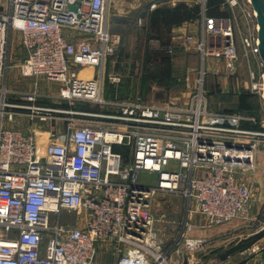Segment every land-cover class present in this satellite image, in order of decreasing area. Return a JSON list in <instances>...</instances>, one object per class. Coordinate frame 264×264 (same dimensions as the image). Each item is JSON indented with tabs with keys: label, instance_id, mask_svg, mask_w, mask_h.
Returning <instances> with one entry per match:
<instances>
[{
	"label": "built area",
	"instance_id": "1",
	"mask_svg": "<svg viewBox=\"0 0 264 264\" xmlns=\"http://www.w3.org/2000/svg\"><path fill=\"white\" fill-rule=\"evenodd\" d=\"M200 1L199 37L181 25L171 29L201 61L196 89L184 103L149 104L139 98L107 103L116 112L92 122L68 119L63 134L48 132L40 151L35 137L5 128L3 121L12 120L9 109L28 110L40 121L46 116L33 106L9 104L6 88L0 87V264H168L170 254L201 248L200 239L180 242L192 214L201 216L203 225L190 227L201 228L255 219L252 179L264 132L243 127L256 124L252 116L210 110L203 88L209 69L221 67L227 78L237 72V13L250 24L239 40L243 56L248 64L250 55L258 56L255 12L249 0H220L227 15L209 17L208 0ZM110 3L0 2V78L17 34L24 53L17 66L21 77L57 83L58 98L67 103L106 104L103 66L118 42L109 27ZM259 66L257 75L248 69L249 91L264 100L261 61ZM76 67L94 68L97 76H80ZM24 99L32 102L34 94ZM117 147L127 150L126 157ZM141 172L156 174V185L139 183ZM160 194L182 198L186 216L178 237L163 251L150 207V198ZM104 256L114 258L100 259Z\"/></svg>",
	"mask_w": 264,
	"mask_h": 264
},
{
	"label": "rangeland",
	"instance_id": "2",
	"mask_svg": "<svg viewBox=\"0 0 264 264\" xmlns=\"http://www.w3.org/2000/svg\"><path fill=\"white\" fill-rule=\"evenodd\" d=\"M144 1L113 0V3L109 6V14L115 16L135 14L141 5L144 4ZM0 2L2 5H5V0ZM177 4L179 3L176 2L175 5ZM190 4L199 5L201 9L200 0H191ZM160 5H164L163 7H173L170 2ZM223 9L226 10V8ZM141 21H139V24L137 23L136 28L129 29L124 38L114 32L119 37L116 49L105 59L103 66V81L105 79H107V82L111 80V84H107L110 101L121 103L139 98L149 104L184 103L197 86L201 62L199 55L194 51H187L184 48V37L171 33L172 39L169 50L167 48L162 50L165 55H168V61L163 63L149 61L145 63L144 52L147 49L152 51V49L149 43L147 45L146 37L144 38V23ZM133 30L137 31L131 32ZM190 32L192 35L194 34L193 36H196L195 30L191 29ZM11 42L13 45H19V36L13 34ZM216 69H219L216 75L206 72L203 79L205 96L211 110L231 112L243 116L250 113L249 108H255L258 105V101H255L250 96L248 98L243 97V91H245V85L248 81L246 74L237 67L235 75L227 78L222 73L221 67ZM157 70H160L162 74L160 83L151 82L149 79L150 74L156 73ZM94 76H97V70ZM221 77L228 79V91L226 94L220 90L219 80H221ZM242 105H245V107H242ZM99 106L89 104V108L93 111ZM262 125H264L263 122ZM116 151L122 154L123 157H126V149L117 147ZM170 168L174 169L175 166L171 164ZM138 181L143 185L155 186L157 176L156 174L141 172L138 175ZM150 207L152 218L154 219L153 232L156 233V239L159 241L161 251H163L174 243L184 226L186 221L184 202L178 196L160 194L150 198ZM66 215V213H63L62 217L65 218ZM253 215L255 219L235 220L220 227L201 228L200 226L190 227V224L191 226L194 224L203 225L201 216L192 214L190 220H187L189 226H186L185 235L180 242L184 244L185 240L196 239L202 241L200 244L201 248H198L199 250L190 251L192 254L190 260L193 264H235L236 259L239 258V252L221 262L210 261V259L225 248L233 246L240 239L248 237L264 226V208L255 211ZM225 243L227 244L226 246L219 248L220 245ZM255 245L258 246V249H263L264 236ZM251 248L252 246L240 251V253L250 251ZM184 253L182 252L179 256L170 254L167 259L168 264H176L178 260L182 261ZM112 258L114 257L104 256L100 259L111 260Z\"/></svg>",
	"mask_w": 264,
	"mask_h": 264
},
{
	"label": "crops",
	"instance_id": "3",
	"mask_svg": "<svg viewBox=\"0 0 264 264\" xmlns=\"http://www.w3.org/2000/svg\"><path fill=\"white\" fill-rule=\"evenodd\" d=\"M148 1L149 0H145L143 2L144 4L142 3L143 5H141L140 9L137 10L135 14L131 13V15L127 14V15L119 16L121 18H125L124 19L125 22L118 24L119 27L125 30V33L124 32L117 33L118 35H120V37L124 38V35L126 34V32L129 31V29H131V26L134 23V17L143 10L144 6L147 4ZM111 3H113V0H111ZM187 5L190 6L191 4H187ZM163 6L164 5L159 4L155 8L163 7ZM211 10H214V8H211ZM226 15H227V11L222 8L220 1L218 7V13L215 15H210V16L208 15V16L213 17V16H226ZM110 16L111 14H109V17ZM141 20H142L141 22L144 23L143 31H144V38L146 37L145 40L147 41V45L149 43L151 45L152 50H158L159 49L158 41L151 40L148 37L149 20L147 21V19L145 18ZM236 21H237V28L235 30V36L237 39L236 43L239 52L238 69L240 68L241 71L246 74V78L248 79L245 85V91H243V93L250 95L252 98L255 99V101H258V105L254 108L255 109L254 112L244 114L245 116L254 117L256 119L257 125L246 123L243 125V127L247 129H257L258 131L264 132V125H262V122L264 123L263 120L264 100L261 99L258 95L251 93L249 91L250 81L248 78V69L253 71L256 75L262 70V68H260L259 66L260 59L259 56L250 55L249 56L250 61L248 64L247 60L244 58L239 40L241 36H244L247 33H249L250 24L239 13H237L236 15ZM181 26L188 28L190 34H191L190 32L191 29L195 30L194 33L196 34L197 37H199L200 21L198 20V18L194 21L184 22L181 24ZM109 27H110V22H109ZM136 31L133 30L131 32H136ZM112 32L114 33V31ZM70 40L75 41L74 38H70ZM211 41H212L211 39H208V42ZM23 57H24V53L20 48V46L18 44L13 45L11 42L9 46V68L7 69V72L4 75V79L0 80V87L4 86L6 88L7 90L6 100L9 104L36 107L40 109L39 110L40 115L46 116V120L40 121L39 117L32 118L28 110L9 109L8 111H12L14 115L11 121L4 120L3 126L5 128L17 129L25 134H29L35 137L37 144L39 146L38 149L40 151L48 140V132L50 130H54L58 133V135L63 134L66 129L65 127L67 125L68 119L71 118L78 119L83 123L92 122L95 120H99V118H96L95 116L99 117L100 115L113 114L114 112H116V108L110 105L113 102L110 101L107 92V84H111V80L108 82L107 79H105V81H102V99L106 104L99 106L98 108H95L93 111L89 108L90 103H84V102L67 103L61 101L58 98V93H57L58 84L55 82L47 81L43 78L32 79V78L21 77L18 72L17 66L19 65ZM74 69L77 72V74L80 76L93 77L96 71V69L94 68H88L84 70L76 67ZM209 72L211 73V75H216L218 73V71H214V72L208 71V73ZM219 83H220L219 84L220 90H222V93L226 94L228 91L227 89L228 79H226L225 77L224 78L221 77ZM32 94H34V101L27 102L24 99V97L26 95H32ZM209 109L211 110L210 105H209ZM212 111L224 112L217 110H212ZM226 113H231V112H226ZM252 181L254 183L253 185L255 186L254 194L252 197V201H253L252 211L253 213H255V211L264 208V143L263 142H260L255 155V172L253 174ZM243 253L244 252L238 253L239 258H237L236 261L234 260L236 262L235 264H264V248L259 249L257 252L249 253L247 255H242ZM111 260H113V258Z\"/></svg>",
	"mask_w": 264,
	"mask_h": 264
},
{
	"label": "trees",
	"instance_id": "4",
	"mask_svg": "<svg viewBox=\"0 0 264 264\" xmlns=\"http://www.w3.org/2000/svg\"><path fill=\"white\" fill-rule=\"evenodd\" d=\"M219 4L220 0H208L206 4V14L209 16L217 14ZM211 8H214V10H211ZM200 12L199 5L193 4L189 6L185 3H179L173 7L155 8L149 17L148 37L151 40L158 41L159 49L152 51L148 49L145 50V63H148L149 61H157L161 63L168 61V55H165L162 50L170 47L171 29L175 26H180L184 22L196 20L199 17ZM161 76L162 74L160 70H157L156 73L150 74L149 79L151 82L160 83ZM243 94L244 98L250 96L246 93ZM245 105H242V107H245ZM249 110L250 113L255 111L254 108H249Z\"/></svg>",
	"mask_w": 264,
	"mask_h": 264
},
{
	"label": "water",
	"instance_id": "5",
	"mask_svg": "<svg viewBox=\"0 0 264 264\" xmlns=\"http://www.w3.org/2000/svg\"><path fill=\"white\" fill-rule=\"evenodd\" d=\"M169 1L170 0L148 1L147 4L144 6L143 10L134 17V23L132 24L131 28H136L137 23L139 24V21L143 18L147 19L148 21L150 14L153 11V6L162 3H167ZM249 1L253 11L255 12V21L258 28L257 29L258 56L264 66V0H249ZM68 9L75 10V7L68 5ZM124 19L125 18L111 15L109 17L110 30L116 33H123V32L125 33V30L118 26V24L125 22ZM263 236H264V226L261 227L259 230L255 231L254 233H252L251 235H249L248 237L240 239L233 246L229 248H225L222 252L213 256L210 259V261H220V262L224 261L225 259L234 255L235 253H238L244 249L251 247ZM226 245H227L226 243L222 244L219 246V248L224 247ZM191 255H192L191 252L185 251L180 264H193V262L190 260Z\"/></svg>",
	"mask_w": 264,
	"mask_h": 264
},
{
	"label": "bare ground",
	"instance_id": "6",
	"mask_svg": "<svg viewBox=\"0 0 264 264\" xmlns=\"http://www.w3.org/2000/svg\"><path fill=\"white\" fill-rule=\"evenodd\" d=\"M257 249H258V246H256V245L254 244V245L252 246L251 250L245 252L244 255H245V254H249V253H251V252H253V251H256ZM240 257H241V256H240Z\"/></svg>",
	"mask_w": 264,
	"mask_h": 264
}]
</instances>
